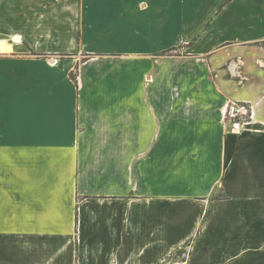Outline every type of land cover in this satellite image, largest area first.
Listing matches in <instances>:
<instances>
[{"label":"crops","instance_id":"crops-1","mask_svg":"<svg viewBox=\"0 0 264 264\" xmlns=\"http://www.w3.org/2000/svg\"><path fill=\"white\" fill-rule=\"evenodd\" d=\"M78 1L68 63L0 36V264H264V0ZM229 102L252 105L240 134Z\"/></svg>","mask_w":264,"mask_h":264},{"label":"rangeland","instance_id":"rangeland-1","mask_svg":"<svg viewBox=\"0 0 264 264\" xmlns=\"http://www.w3.org/2000/svg\"><path fill=\"white\" fill-rule=\"evenodd\" d=\"M78 2V0H0V36L11 39L14 34H20L23 36L21 46L27 45L30 41L34 42V44L36 43L35 49L30 48L28 54L42 56L44 59L48 60L51 57H55L58 59L59 63L61 61L68 63L67 61L72 60L74 56L73 53L77 50V48L73 47V43L75 40L78 41L80 37L77 25ZM41 8L44 9L43 14L41 13ZM42 49L46 50L45 52L49 54H42ZM104 50L106 49H98V52H100L95 56L97 61L99 58L106 57V55H112L110 53L113 49L106 50L107 53H105ZM181 53L180 50L174 49L165 52V54H162V57L163 55L178 57L183 55ZM89 56L91 55H82V58L89 60L91 58ZM138 65L139 64H132L130 62L128 67L135 68ZM170 71L173 70L170 69L168 71V68L162 67V77L165 76L166 80H162L160 95L155 96V98L152 97L151 101V104L157 109L161 121V140L156 144L155 153L157 154L156 156L161 157L162 163L165 162L162 164V170L170 167L168 160L170 159V155L173 156L174 153L173 146L168 143L167 136L168 105L171 98L170 91L174 88L172 83L175 84L174 81L169 84L168 72ZM76 73L77 72L73 70L70 74V78L74 81L77 80ZM120 74L121 69H117L114 75L109 77L112 84L110 86L115 87V76H120ZM137 76L140 77V75ZM138 78L134 79L136 82L129 79L126 83L128 86L124 84L121 85L122 88L128 87V97L130 100L132 98L139 100V92L137 91L142 89V84L139 82ZM204 81H207L209 86H213L216 84L217 77L214 76V79L210 77V79ZM178 83L180 82L178 81ZM175 86L176 89L179 88L178 84H175ZM177 98L182 99V96H178ZM157 99L159 102H157ZM155 191L159 192V189H155ZM160 192L161 194L165 193L163 188ZM171 193L173 195L193 196L196 191L184 185L180 188H176Z\"/></svg>","mask_w":264,"mask_h":264},{"label":"built area","instance_id":"built-area-1","mask_svg":"<svg viewBox=\"0 0 264 264\" xmlns=\"http://www.w3.org/2000/svg\"><path fill=\"white\" fill-rule=\"evenodd\" d=\"M224 120L233 133H242L253 122L252 105L246 102H229Z\"/></svg>","mask_w":264,"mask_h":264},{"label":"bare ground","instance_id":"bare-ground-1","mask_svg":"<svg viewBox=\"0 0 264 264\" xmlns=\"http://www.w3.org/2000/svg\"><path fill=\"white\" fill-rule=\"evenodd\" d=\"M0 49H2L1 43H0ZM3 49H7V48H3ZM51 60H53V59H51ZM51 60L49 61L50 64L55 65L57 63V61H51Z\"/></svg>","mask_w":264,"mask_h":264}]
</instances>
